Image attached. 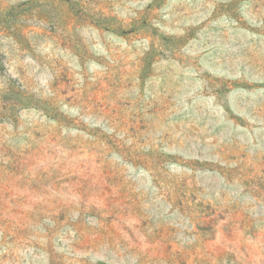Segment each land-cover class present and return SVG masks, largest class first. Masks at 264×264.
<instances>
[{
	"label": "rangeland",
	"instance_id": "374dc122",
	"mask_svg": "<svg viewBox=\"0 0 264 264\" xmlns=\"http://www.w3.org/2000/svg\"><path fill=\"white\" fill-rule=\"evenodd\" d=\"M0 264H264V0H0Z\"/></svg>",
	"mask_w": 264,
	"mask_h": 264
}]
</instances>
